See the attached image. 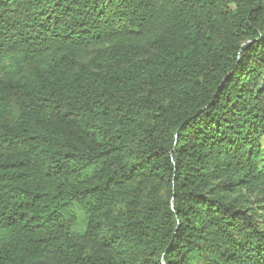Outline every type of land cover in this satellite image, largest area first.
Masks as SVG:
<instances>
[{
    "label": "trees",
    "instance_id": "trees-1",
    "mask_svg": "<svg viewBox=\"0 0 264 264\" xmlns=\"http://www.w3.org/2000/svg\"><path fill=\"white\" fill-rule=\"evenodd\" d=\"M0 264H264V0H0Z\"/></svg>",
    "mask_w": 264,
    "mask_h": 264
}]
</instances>
